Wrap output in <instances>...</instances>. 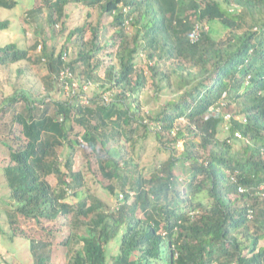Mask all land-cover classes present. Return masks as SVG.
Here are the masks:
<instances>
[{
    "label": "trees",
    "instance_id": "trees-1",
    "mask_svg": "<svg viewBox=\"0 0 264 264\" xmlns=\"http://www.w3.org/2000/svg\"><path fill=\"white\" fill-rule=\"evenodd\" d=\"M40 1L29 15L46 9L64 28L73 3L101 19L69 31L75 59L68 45L32 55L39 41L10 42L0 67L45 60L49 86L67 70L99 91L22 92L0 105L11 238L30 241L35 264H54L55 247L68 264H264V0ZM17 5L0 0V11ZM9 26L0 20V32ZM149 137L168 157L146 175L138 155ZM96 173L107 199L86 194Z\"/></svg>",
    "mask_w": 264,
    "mask_h": 264
},
{
    "label": "rangeland",
    "instance_id": "rangeland-1",
    "mask_svg": "<svg viewBox=\"0 0 264 264\" xmlns=\"http://www.w3.org/2000/svg\"><path fill=\"white\" fill-rule=\"evenodd\" d=\"M40 0H18V5L12 9H2L0 11V20H9L10 26L6 31L0 32V45L10 42H17L20 46H32L35 42L39 41L41 46L31 52L32 55H39L42 53L43 48L55 47L56 52H60L62 46H69V53L65 56L67 61L77 58L78 49L76 45H72L67 41V35L70 30L87 23L96 24L101 19L100 10H91L83 7L80 4H71L66 9L65 28L63 27V20L58 23H51L48 19V11L45 9L44 13L37 16H30V12L34 5H38ZM42 4V3H41ZM107 23L106 19L102 20V25ZM222 36L226 32L222 29ZM103 41L109 37V29L103 27ZM63 31V32H62ZM91 37L90 31L86 34V39ZM112 50V49H111ZM101 57H105L102 55ZM49 73L47 62H30L21 61L12 66V69L0 67V105L12 98V95H19L22 92L27 93L32 98H41L48 93L55 99H68L75 96L77 91L83 85L85 91L89 94L99 91V86L92 81L88 84L82 81L79 77L71 75L67 70L61 71L60 77L55 78L52 86L47 83V75ZM101 74L104 75L103 71ZM87 84V85H86ZM153 93L147 94L146 97L150 98ZM160 98L155 99L154 105L159 103ZM165 102H163L164 104ZM17 129L13 125V129ZM4 137V136H3ZM13 137L6 138L7 142L12 144ZM1 142V141H0ZM168 157V153L161 151L158 148V142L154 137H149L144 140L139 150L138 158L143 172L148 175L153 168L158 164V161L164 160ZM61 163L66 161V154L62 155ZM86 158L79 154L77 163L85 162ZM11 162L10 155L7 147L0 143V264H35L31 249L30 241L21 237L12 239L10 236L11 230L8 226L6 211L8 207L4 204L10 200L11 189L3 174V167ZM63 165V164H62ZM63 169H66L63 167ZM57 177L50 176V182L53 185L57 184ZM88 189L86 194L91 196L92 199H107L108 196L101 189L102 186L109 184L100 173L90 174L88 176ZM121 198V195H120ZM111 202L116 203V199L111 197ZM90 211V210H89ZM88 217V216H87ZM23 227L31 228L32 233L37 236L44 235L40 229L33 223H21ZM35 231V232H34ZM68 232V228L65 229ZM29 234L31 232L29 231ZM32 234V235H33ZM264 245V241L261 242ZM118 247L116 243L109 246L110 254H115ZM54 264H68V257L61 247H55L53 253ZM111 259H110V263Z\"/></svg>",
    "mask_w": 264,
    "mask_h": 264
},
{
    "label": "built area",
    "instance_id": "built-area-1",
    "mask_svg": "<svg viewBox=\"0 0 264 264\" xmlns=\"http://www.w3.org/2000/svg\"><path fill=\"white\" fill-rule=\"evenodd\" d=\"M199 34H200V28L198 27L195 32L192 34V37L194 40L198 39L199 38ZM241 136V135H239ZM121 198H123V195L121 194Z\"/></svg>",
    "mask_w": 264,
    "mask_h": 264
}]
</instances>
